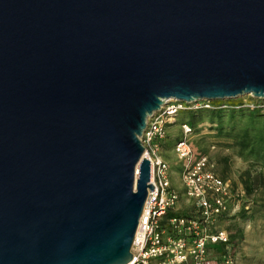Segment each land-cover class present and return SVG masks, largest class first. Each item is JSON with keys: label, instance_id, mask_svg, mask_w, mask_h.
<instances>
[{"label": "water", "instance_id": "water-1", "mask_svg": "<svg viewBox=\"0 0 264 264\" xmlns=\"http://www.w3.org/2000/svg\"><path fill=\"white\" fill-rule=\"evenodd\" d=\"M245 96L264 0H0V264H127L146 118Z\"/></svg>", "mask_w": 264, "mask_h": 264}, {"label": "built area", "instance_id": "built-area-1", "mask_svg": "<svg viewBox=\"0 0 264 264\" xmlns=\"http://www.w3.org/2000/svg\"><path fill=\"white\" fill-rule=\"evenodd\" d=\"M210 109V102L186 104L168 99L146 118L138 137L142 148L138 163L141 159L148 162L147 184L152 192L146 190L127 264H235L228 250L227 234L217 224L229 212V185L214 173L206 156L192 158L187 142L191 128L186 122L179 124L181 135L171 152L180 163L179 185L192 205V215L177 210L178 192L171 187L170 166L161 155L166 128L174 123L178 113Z\"/></svg>", "mask_w": 264, "mask_h": 264}, {"label": "rangeland", "instance_id": "rangeland-1", "mask_svg": "<svg viewBox=\"0 0 264 264\" xmlns=\"http://www.w3.org/2000/svg\"><path fill=\"white\" fill-rule=\"evenodd\" d=\"M227 101H241L245 105H259L260 108L253 110L248 107L242 116H236L230 121L227 117L222 118L220 132L215 128L219 120L210 121L207 113H201L198 119H194V127L191 128L187 142L192 158L206 156L213 164L214 173L229 185V212L217 224L227 234L228 250L235 264H264V162L249 154L248 147H241L242 142L237 133L250 118L249 113L259 115L255 122L264 126V100L245 96L224 102ZM186 117L187 112L178 113L174 123L166 128L165 140H168L169 147L165 148L166 153L162 157L170 166L171 187L178 192L176 208L179 213L189 216L193 209L179 185L180 163L172 152L168 153L170 146L180 138L179 124ZM248 129L254 139L264 136V129L255 127L254 123H249ZM248 186H251V191L247 194Z\"/></svg>", "mask_w": 264, "mask_h": 264}, {"label": "trees", "instance_id": "trees-1", "mask_svg": "<svg viewBox=\"0 0 264 264\" xmlns=\"http://www.w3.org/2000/svg\"><path fill=\"white\" fill-rule=\"evenodd\" d=\"M211 106L213 109L210 110H203V111H195V112H187L188 118L186 117V122L190 128L194 127V119H198L201 113L206 114L209 120L212 119L219 120V124L215 123V128L217 132H220L222 128L221 121L222 118L227 117L230 121V119H234L236 116H242L243 112L245 110H248L246 105L242 103L241 101H219L211 103ZM256 106V105H255ZM258 108H255L253 110H256ZM250 118L247 119V121L244 123V125L237 131L239 133V138L241 139L240 142H242L241 147L243 148H249V154L255 156V159L258 161L264 162V136L261 138H253L254 135L250 133V129H248L249 123H254L255 127L264 129V126L257 125V122H255V118H258L259 115H254L253 113H249ZM257 116V117H256ZM233 125V124H232ZM258 137V135H257ZM256 140V141H255ZM251 142V146H249V143ZM256 144H255V143ZM251 191V186L247 187V194ZM216 252H221L220 248H215Z\"/></svg>", "mask_w": 264, "mask_h": 264}, {"label": "crops", "instance_id": "crops-1", "mask_svg": "<svg viewBox=\"0 0 264 264\" xmlns=\"http://www.w3.org/2000/svg\"><path fill=\"white\" fill-rule=\"evenodd\" d=\"M167 147H169V142H168V140H164L162 142V146H161V148H162L161 155H164L166 153L165 152V150H166L165 148H167ZM171 147H172V145L170 146L168 153L171 152ZM170 179H171V173H170Z\"/></svg>", "mask_w": 264, "mask_h": 264}]
</instances>
